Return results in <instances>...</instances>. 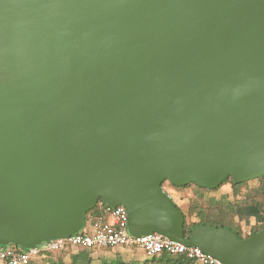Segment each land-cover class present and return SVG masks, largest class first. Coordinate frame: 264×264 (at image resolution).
I'll list each match as a JSON object with an SVG mask.
<instances>
[{
    "label": "water",
    "instance_id": "95a60500",
    "mask_svg": "<svg viewBox=\"0 0 264 264\" xmlns=\"http://www.w3.org/2000/svg\"><path fill=\"white\" fill-rule=\"evenodd\" d=\"M264 177V0H0V246L78 233L102 200L134 237L264 264L161 185Z\"/></svg>",
    "mask_w": 264,
    "mask_h": 264
},
{
    "label": "built area",
    "instance_id": "2783aa9c",
    "mask_svg": "<svg viewBox=\"0 0 264 264\" xmlns=\"http://www.w3.org/2000/svg\"><path fill=\"white\" fill-rule=\"evenodd\" d=\"M100 208L102 218L93 224L92 231L83 232L81 229L68 238L52 239L29 249L12 244L2 246L0 264H30L45 253L59 252L67 247L86 250L137 248L147 257L166 252L171 255H184L197 264H222L199 248L171 241L157 233L134 237L128 231V213L123 206L111 208L102 204Z\"/></svg>",
    "mask_w": 264,
    "mask_h": 264
},
{
    "label": "rangeland",
    "instance_id": "374dc122",
    "mask_svg": "<svg viewBox=\"0 0 264 264\" xmlns=\"http://www.w3.org/2000/svg\"><path fill=\"white\" fill-rule=\"evenodd\" d=\"M163 188L172 197L174 204L184 213L187 224L198 222L199 216L197 213L200 211L203 213L202 215L204 217L207 216V218H211V216L214 215H216L215 217L221 216L222 214L225 215L229 220L228 223L231 225V228L237 229L242 237H247L252 231L260 229V225L253 219L241 220L237 217H232V214H230L228 210L230 209L228 206L234 208L235 206L254 205L255 203L264 204V194L254 191L264 188V178L250 181L237 187L227 183L219 190L215 191L202 190L196 186L173 188L168 183H165ZM97 220L96 217L95 219L88 217L82 231L89 232L93 223ZM90 256L94 264H98L102 260L111 261L113 259H119L124 262L137 261L141 263L148 259L145 253L137 248L130 249V251L101 249L90 252ZM58 260H62L65 264H69L68 255L59 252L45 256L38 264H52L57 263Z\"/></svg>",
    "mask_w": 264,
    "mask_h": 264
},
{
    "label": "trees",
    "instance_id": "16d2710c",
    "mask_svg": "<svg viewBox=\"0 0 264 264\" xmlns=\"http://www.w3.org/2000/svg\"><path fill=\"white\" fill-rule=\"evenodd\" d=\"M233 186L237 187L234 184H233ZM254 191H258L259 193L264 194V188H261V190H254ZM102 204H104V203H102ZM175 206H177V205L175 204ZM228 208H230L228 210H229L230 214H232L231 215L232 217H237L241 220L253 219L255 222H257L260 225V229L252 231L246 238H248L249 236H251L257 232L264 230V204L255 203L254 205L235 206L234 208L233 207L231 208L230 206H228ZM197 214L199 216L198 222L187 224L186 223V217L183 213V216H184L183 235L186 239H189L191 230L194 227L199 226V225L210 226V227H215V228H229V229L235 231L237 234L240 235V233L237 229L231 228V225H229V223H228L229 220L223 214L221 216H218V217H215L216 215H214V216H211V218H207L206 215H205L206 217H204L202 215L203 213H201L200 211H198ZM88 217H90L91 219H95V217L97 219L102 218L101 208L95 207L93 210L89 211L87 214V217H86V221L88 220ZM15 246H17V245H15ZM125 249H127V248H125ZM97 250H101V249L86 250V249H74L71 247H67L64 250L59 251V253H65L68 255L69 264H94L93 260L90 256V252H94ZM106 250H113L114 251V250H120V248L106 249ZM51 253H55V252L45 253L38 260L33 261L30 264H38V262L40 260H42L45 256H47ZM52 264H65V263L62 262V260H58L57 263H52ZM98 264H197V263L194 260L189 259L184 255H171L169 253L162 252L157 256L148 257L147 260H144L141 263H139L137 261L124 262V261L119 260V259H113L111 261L102 260Z\"/></svg>",
    "mask_w": 264,
    "mask_h": 264
},
{
    "label": "flooded vegetation",
    "instance_id": "af4514ba",
    "mask_svg": "<svg viewBox=\"0 0 264 264\" xmlns=\"http://www.w3.org/2000/svg\"><path fill=\"white\" fill-rule=\"evenodd\" d=\"M264 177H262V178H258V179H254V180H248V181H245V182H243V183H240V184H235L234 183V181H233V179L231 178V177H229L227 180H225L223 183H221L216 189H213V190H210V191H215V190H219L221 187H223L225 184H227V183H230V185L232 184H234V185H236V186H241V185H243V184H245V183H248V182H250V181H256V180H261V179H263ZM165 183H168L169 185H171L170 183H169V181H165L162 185H161V187H162V189H163V191H164V193L165 194H167L171 199H172V197L164 190V188H163V186L165 185ZM173 188H185V187H187V186H195L194 184H189V185H187V186H184V187H174L173 185H171ZM197 187V186H196ZM200 189H202V190H208V189H204V188H200ZM172 201H173V199H172ZM101 205H102V200L100 199V200H98V203L96 204V206L95 207H101ZM241 236V235H240ZM242 237V236H241ZM242 238H246V237H242Z\"/></svg>",
    "mask_w": 264,
    "mask_h": 264
},
{
    "label": "crops",
    "instance_id": "0c3cea01",
    "mask_svg": "<svg viewBox=\"0 0 264 264\" xmlns=\"http://www.w3.org/2000/svg\"><path fill=\"white\" fill-rule=\"evenodd\" d=\"M86 222H87V221H86ZM94 223H95V222H94ZM94 223H93V224H94ZM92 227H93V225H92ZM90 231H92V228H91ZM120 250H125V251L128 250V251H130L129 249H125V248H120Z\"/></svg>",
    "mask_w": 264,
    "mask_h": 264
}]
</instances>
